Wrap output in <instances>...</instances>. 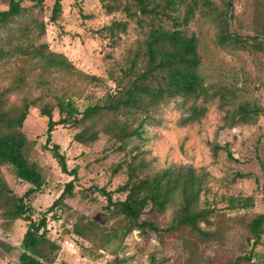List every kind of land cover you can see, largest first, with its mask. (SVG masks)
Listing matches in <instances>:
<instances>
[{"label": "trees", "instance_id": "16d2710c", "mask_svg": "<svg viewBox=\"0 0 264 264\" xmlns=\"http://www.w3.org/2000/svg\"><path fill=\"white\" fill-rule=\"evenodd\" d=\"M24 1L29 4L24 5ZM44 1L8 0L7 7L0 9V227L8 232L18 219L27 222L19 245V264H52L59 248L58 242L47 236V215H54L55 207L66 196L73 195L78 174L75 167H67L60 145L51 140L57 125L75 129L73 139L81 144H92L103 137L108 151L121 154L111 164V173L123 171L126 175L115 189L124 193L123 199H113L111 191L100 190L106 198L108 224L101 225L84 214L73 222L69 231L89 243L86 255L98 257L99 250L111 240L124 238L134 230L144 234L153 231L159 236L186 233L200 240L211 239L215 232L200 225L212 224L211 216L218 209L208 170L190 164L153 169L141 147L146 140L145 127L160 124L171 104L182 111L184 121H190L204 115L215 103L224 112L225 127L252 120L262 108L248 102L228 108L229 92L210 90L205 84L199 70L198 38L186 29L192 12L187 7L181 16L174 13L185 0H102L107 12L123 11L126 19H113L91 32L116 41L126 33L128 18L133 17L140 26L145 25L146 33L113 79L112 88L80 108L77 101L85 86H100L103 81L77 68L63 52L41 41L47 23H57L62 12V0H53L48 14ZM255 1L263 19V27L253 36L259 40L264 37V0ZM230 9V1H226L218 39L244 45L245 38L228 31ZM31 108L47 118L42 147L50 152L62 172L71 175L38 219L31 216V201L42 190L47 170L30 156L34 141L22 129ZM55 109L58 119L52 116ZM260 136L264 137V131ZM135 139L141 143H133ZM211 149L214 155L224 149L233 158L227 144L212 143ZM261 165L264 171L263 161ZM248 176L237 172L231 180ZM11 179L23 182L26 188L19 193ZM226 198L229 208L252 204L251 196ZM175 201L177 207L167 226L159 227L154 220L142 218L145 212L163 213ZM248 228L254 237L252 250L264 234V211L249 220ZM0 248L10 250L11 242L0 237ZM251 253L238 255L229 264L250 260Z\"/></svg>", "mask_w": 264, "mask_h": 264}, {"label": "rangeland", "instance_id": "374dc122", "mask_svg": "<svg viewBox=\"0 0 264 264\" xmlns=\"http://www.w3.org/2000/svg\"><path fill=\"white\" fill-rule=\"evenodd\" d=\"M53 0H45V13ZM185 0L175 11L181 16L188 7L192 12L186 25L190 33L198 38V54L201 58L200 73L210 90L225 89L229 92L228 108L248 102L257 105L261 112L246 123L233 127L223 126L224 112L215 103L208 107L204 115L184 121L182 111L171 104L165 110L160 124L145 127L146 140L141 143L153 169L170 165L190 164L205 166L209 172V185L217 193V212L211 216L212 224L200 223L201 227L212 230L215 235L209 240H200L189 234L171 233L159 236L153 231L145 234L134 230L124 238L111 240L96 258L86 255L88 241L70 232L77 216L84 214L101 225L108 224L104 209L106 198L101 189L111 191L113 199H123L124 193L115 189L122 184L126 175L123 171L111 173V164L120 155L108 151L102 137L92 144H81L73 139L76 131L66 125H57L52 132V142L60 145L65 154L67 167L77 169L78 178L73 186V195L66 196L54 215L47 219V236L57 241L52 264H229L238 255L252 252L250 260L239 264H264V234L253 249V235L248 228L249 220L264 211V37L254 40L253 36L263 27V19L255 0ZM230 1L227 22L228 31L245 38L244 45L218 39L222 27V11L225 2ZM8 0H0V9L7 7ZM24 5L29 4L24 1ZM102 0H62V12L57 23L48 22L41 41L57 51L63 52L74 65L102 79L100 86L86 85L77 103L82 108L112 88L114 78L120 68L126 66L128 58L138 49L146 33L133 17L128 18L126 33L111 41L91 32L113 19H126L123 11L107 12ZM167 25H169L167 23ZM53 118H59L57 109ZM47 118L37 109L31 108L23 122V132L34 141L30 156L46 167V181L42 190L32 197L31 216L38 219L40 214L60 194L71 175L62 172L47 149L45 141ZM212 143L227 144L233 156L229 158L224 149L213 154ZM10 172L11 170L7 168ZM12 172V171H11ZM237 172L248 173V177L231 179ZM12 186L21 193L26 185L10 180ZM225 196V198H223ZM252 197L248 207H226V197ZM211 195L209 196V199ZM177 207L176 201L169 204L163 213L145 212L142 218L154 220L159 227H165ZM1 222V221H0ZM27 222L18 219L8 232L0 227V237L11 242L12 248H0V264H19V245ZM67 229V230H66ZM65 239L72 243L67 245Z\"/></svg>", "mask_w": 264, "mask_h": 264}, {"label": "built area", "instance_id": "2783aa9c", "mask_svg": "<svg viewBox=\"0 0 264 264\" xmlns=\"http://www.w3.org/2000/svg\"><path fill=\"white\" fill-rule=\"evenodd\" d=\"M64 243L67 244V245H71L72 243L69 241V239H65L64 240Z\"/></svg>", "mask_w": 264, "mask_h": 264}]
</instances>
